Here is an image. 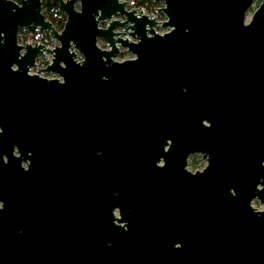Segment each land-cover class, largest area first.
Returning <instances> with one entry per match:
<instances>
[{"label": "water", "instance_id": "95a60500", "mask_svg": "<svg viewBox=\"0 0 264 264\" xmlns=\"http://www.w3.org/2000/svg\"><path fill=\"white\" fill-rule=\"evenodd\" d=\"M161 1L0 0V264H264V3Z\"/></svg>", "mask_w": 264, "mask_h": 264}, {"label": "rangeland", "instance_id": "374dc122", "mask_svg": "<svg viewBox=\"0 0 264 264\" xmlns=\"http://www.w3.org/2000/svg\"><path fill=\"white\" fill-rule=\"evenodd\" d=\"M129 1V5H128V9L130 7H133V2L134 1H140V0H127ZM143 1V0H142ZM164 7V4L161 0H156V1H151L150 0V4L148 5V8H140V9H143V10H146L148 12H151L153 13L154 15H156L159 19H165V16L162 14L161 12V9ZM257 8V5H253V7L247 12L246 14V22L249 21V19L251 18L252 16V13L254 12V10ZM43 11L45 12V10L43 9ZM104 24L106 23H101L100 26H103ZM30 28V27H29ZM29 28H26V29H23V30H19V33H18V38L24 36L25 33H27V30ZM158 29L164 33L165 31L161 28L158 27ZM45 33H41L39 36H37L35 39L33 40H30V41H33L35 44H37V41H44V45L45 46H49L51 48H53L54 46L58 45L57 41L53 40L52 37L50 35H47L49 36L50 39H47L45 37ZM20 45H27V44H22L20 43ZM98 46L99 47H103L105 48L104 46V43L99 40L98 41ZM133 58L132 55H130L128 52H126L125 50H120V53L118 54L117 58L116 59H131ZM50 60H51V57L49 55H46L42 58H39L36 60V66L31 70V74H34L39 68L45 66V65H48L50 63ZM45 69V68H44ZM42 77H45V78H48V79H52V78H55L54 75H51V74H42L41 75ZM195 161L197 162V166L196 168L198 170H201V168H204L205 166V162L202 161V160H198V159H195ZM195 168V167H194ZM253 208L254 209H258V210H264V206L260 205L258 202L254 201L253 202Z\"/></svg>", "mask_w": 264, "mask_h": 264}, {"label": "flooded vegetation", "instance_id": "af4514ba", "mask_svg": "<svg viewBox=\"0 0 264 264\" xmlns=\"http://www.w3.org/2000/svg\"><path fill=\"white\" fill-rule=\"evenodd\" d=\"M263 3H264V0H259V1L255 2L253 5H257V8H258ZM37 34H38L37 36H39L41 33H39L37 31ZM261 42L264 45V25H262ZM18 43H19V40H18ZM34 44L35 43L33 42V45ZM172 143H173V141L170 138L166 139L162 152H159L158 154L154 155L155 158L153 161L154 162L153 166H155L156 168H159V170H160V168H163V169H166V171L178 173L182 168V166H181L182 156L179 154V152L170 151ZM195 159H198V160L200 159V160L204 161L205 162L204 168L206 167V165H207L206 161L203 160V157L201 154H191V155L187 156V158L185 160L186 165L183 168L184 171H187L191 174H195L196 172H201L204 169V168H201V170H198L196 168V166L198 164L195 161ZM254 201L258 202L257 200H254ZM262 206H264V204H262Z\"/></svg>", "mask_w": 264, "mask_h": 264}, {"label": "trees", "instance_id": "16d2710c", "mask_svg": "<svg viewBox=\"0 0 264 264\" xmlns=\"http://www.w3.org/2000/svg\"><path fill=\"white\" fill-rule=\"evenodd\" d=\"M12 2H15L17 4L20 3L21 0H10ZM150 4V0H140V1H134L133 7H136L137 9L140 8H148V5ZM42 8L45 10L44 16L45 18L53 25V27L57 31H61L65 22V16L60 11L57 0H41ZM37 29L34 27H30L27 30V33L24 34L21 38L19 37L18 40L22 44H28L31 41L37 37ZM47 39H50L49 36L45 35Z\"/></svg>", "mask_w": 264, "mask_h": 264}, {"label": "built area", "instance_id": "2783aa9c", "mask_svg": "<svg viewBox=\"0 0 264 264\" xmlns=\"http://www.w3.org/2000/svg\"><path fill=\"white\" fill-rule=\"evenodd\" d=\"M39 59V58H38ZM78 60H80V57L78 56ZM32 70V69H31ZM31 70H30V74H31Z\"/></svg>", "mask_w": 264, "mask_h": 264}]
</instances>
